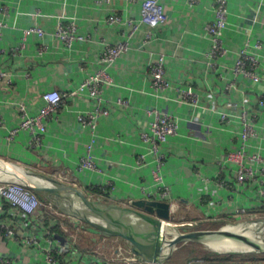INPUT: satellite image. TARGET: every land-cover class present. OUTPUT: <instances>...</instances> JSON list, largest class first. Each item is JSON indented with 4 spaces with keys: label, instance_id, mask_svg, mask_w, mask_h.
<instances>
[{
    "label": "crops",
    "instance_id": "0c3cea01",
    "mask_svg": "<svg viewBox=\"0 0 264 264\" xmlns=\"http://www.w3.org/2000/svg\"><path fill=\"white\" fill-rule=\"evenodd\" d=\"M145 1L100 4L96 0H0V18L7 24L0 43V69L8 73L0 80V157L88 190L93 198L102 197L110 203L130 205L141 198L161 199V192L168 188L174 202L173 222L191 220L214 227L231 220L229 214L242 205L263 215L264 197L257 193V185L246 190L229 189L217 179L218 160L241 140L244 110L255 117L260 131L258 138L250 141V150L264 157V0H227L228 54L215 68L207 57L211 45L207 25L215 17V0L194 4L189 0H159L167 19L156 25L142 18ZM4 6L8 14L3 13ZM111 15L120 17L121 22L108 23ZM63 17L74 18L79 33L88 39L67 47L55 36ZM35 25L45 29L46 37L30 38L24 49L14 50L21 44L23 30ZM248 41L262 44L257 51L262 76L258 83L234 72L238 55ZM122 42L128 49L109 68L114 85L104 87L111 112L99 118L96 129L84 127L79 118L93 110L94 103L88 95L80 96L76 91L101 68L100 57L106 46ZM44 46L46 51L41 53ZM160 55L166 56L172 87L157 97L149 68ZM50 90L68 97L56 117L47 122L41 147L32 143L26 131L10 139V131L21 122V106L30 115H37L44 105L43 94ZM186 91L197 95V103L184 101ZM120 98L129 101V106L115 105ZM155 107L180 122V134L164 147L168 157L162 168L165 188L154 179L155 162L143 166L137 163L138 155L149 151L141 133L148 130V111ZM222 115L228 119L223 121ZM91 144L99 170L80 171L79 162ZM226 178L235 183L232 169ZM212 217L220 220L210 221ZM3 219L15 236L9 238L0 232V257L10 259V264H44L40 248L24 247L16 241L15 237L29 231L24 219L11 212ZM84 228L87 232L71 241V251L63 254L58 264H85L94 253L112 256L120 245L128 248L119 237ZM39 239L45 245L43 237ZM216 252L192 253L186 258L173 253L175 260L170 264H188L193 259H207L212 253L223 255ZM251 255L238 257L239 264H264V254Z\"/></svg>",
    "mask_w": 264,
    "mask_h": 264
},
{
    "label": "built area",
    "instance_id": "2783aa9c",
    "mask_svg": "<svg viewBox=\"0 0 264 264\" xmlns=\"http://www.w3.org/2000/svg\"><path fill=\"white\" fill-rule=\"evenodd\" d=\"M65 1V0H62ZM136 1V0H125ZM198 0H189L194 4ZM100 4H109L111 0H96ZM4 14H8V7L2 8ZM34 16H40V13H33ZM214 19L207 25V34L209 36L211 45L207 52V57L210 59V64L215 68L219 62L228 54V49L225 46V33L229 28V7L227 0H215L214 3ZM142 18L151 25H156L158 22H163L167 18L163 12L159 0H147L143 2ZM107 22L115 24L121 22V18L117 15L108 17ZM6 23L0 18V43L4 36V29ZM47 35L45 29L39 26H30L23 30V37L20 46L14 50H22L30 38L43 39ZM55 36L63 41L67 47L77 41H85L87 36L79 33V28L74 18L63 17L58 23ZM262 48L261 41L251 44L248 41L245 47L240 51L235 63L234 72L238 76H244L252 79L258 83L262 80L261 63L257 57V51ZM128 45L125 42L115 45H107L100 57L101 68L88 79H85L78 87L76 94L88 95L93 103L94 109L83 113L79 120L84 127L96 129L100 117L108 116L111 112L110 103L104 96V87L114 85L112 76L109 73V68L127 51ZM251 49H255L252 51ZM46 51L44 46L41 53ZM3 50L0 48V55ZM149 75L151 79V87L154 95L160 97L164 95L168 89L172 87V82L168 78L166 56L160 55L156 61L150 64ZM8 76L6 71L0 69V80ZM10 84L12 81L10 80ZM68 95L58 91L50 90L43 94L44 105L37 115H30L24 106H21L22 119L18 127L10 131V139H14L21 131L30 133L32 143L35 146L41 147L44 134L47 132V122L56 117L59 110L66 102ZM184 101L197 103V95L192 91L184 92ZM261 103L264 104V98H261ZM128 107L129 101L118 99L115 105ZM151 116L148 130L141 133L142 141L148 145V152L142 153L137 157L139 166L147 165L152 160L156 163L154 171V179L161 188H165L164 177L162 175V168L167 160V153L165 152V145L170 139L180 134V122L171 114L161 110L160 108H153L148 111ZM227 115H222V120L226 121ZM243 123V130L241 140L233 149L226 152L219 160L218 179L221 186L229 189H244L257 185V193L264 197V157L260 152H253L250 150V141L258 138L260 131L255 124V117L247 110L241 114ZM150 155V158L148 157ZM152 158V159H151ZM78 169L85 170H99L95 156L93 154V145L88 146V150L81 158ZM232 169L235 183L230 182L227 178V171ZM84 191V190H83ZM91 199L93 194L90 191H84ZM170 191L168 188L161 192V199L170 202L173 207V201L170 198ZM151 196V195H150ZM103 199V198H102ZM147 199H157L154 197H147ZM104 200V199H103ZM264 202V200H263ZM53 204H46L42 198L32 189L13 181H0V232L6 233V236L11 238L15 236L11 226L3 219L8 212L14 215L21 216L24 219L26 231L28 232L17 236L18 241L24 247L37 246L44 254V264H58L60 257L68 253L72 249V242L77 240V234L87 232L83 223L75 218L68 219L66 215L56 214L52 207ZM231 220L228 219L223 224V229L227 226H244L255 225L253 234L250 238L264 243V214L257 215L251 212L250 208L245 205L235 208L230 214ZM67 219L73 224L70 227L64 220ZM172 219V217H171ZM210 221H218V218H211ZM170 220L169 224L172 225ZM174 226L180 223L181 226L193 228L198 225L197 221H175ZM84 226V227H83ZM173 226V225H172ZM262 229L258 231V228ZM90 226L87 228L89 229ZM56 228L61 229L68 238H62L56 233ZM91 228V227H90ZM177 228V227H174ZM185 232V231H184ZM179 233H176L178 235ZM38 235L43 237L45 245H42ZM43 240V241H44ZM230 253V252H229ZM233 254V253H232ZM237 254V252L235 253ZM11 261L7 257H0V264H10ZM85 264H164L151 263L143 259L141 256L134 254L125 246H119L117 252L112 256H103L101 253L92 254ZM188 264H239L238 259H230L223 261H212L204 258L191 260Z\"/></svg>",
    "mask_w": 264,
    "mask_h": 264
},
{
    "label": "water",
    "instance_id": "95a60500",
    "mask_svg": "<svg viewBox=\"0 0 264 264\" xmlns=\"http://www.w3.org/2000/svg\"><path fill=\"white\" fill-rule=\"evenodd\" d=\"M0 180L18 182L43 193L63 209L69 216L92 227L106 237H119L127 242L128 248L136 255L151 263H165L173 254V248L180 242L236 240L237 234L222 231L195 230L167 231L171 226L172 205L168 201L141 198L122 205L91 199L78 187L41 173L30 167L0 158ZM249 237V236H248ZM250 247L248 252L264 254V243L252 238L244 239ZM163 243L169 249L164 253Z\"/></svg>",
    "mask_w": 264,
    "mask_h": 264
},
{
    "label": "rangeland",
    "instance_id": "374dc122",
    "mask_svg": "<svg viewBox=\"0 0 264 264\" xmlns=\"http://www.w3.org/2000/svg\"><path fill=\"white\" fill-rule=\"evenodd\" d=\"M4 175L5 174H2L0 176V179H2L4 177ZM0 181L6 182V181H9V180H0ZM52 207H53V210L55 211L54 213L57 212L56 214H58V215L64 213V215H66L68 219H71V216H69L66 212H64L63 209L59 206V204L55 203V204L52 205ZM171 224L174 225L173 222ZM203 225L204 224L197 225V226L193 227V229L192 228L191 229H192V231H195V230L196 231L197 230L217 231V230H220L223 227V224L216 225L214 227L211 226V225H210V227L209 226H203ZM176 227L177 228H174V226H173V228H174V231H172L173 232V236L176 235V232L177 233H179V232L183 233L184 232L183 229L188 228V227L181 226L180 223H178L176 225ZM254 228H255V225H244L242 227L241 226H231V225H229L226 228H224L222 231L229 232L230 234L231 233L235 234L238 231H240V232L243 233L241 238L242 239H248L249 238L248 236H250V237L252 236L251 234H253V229ZM261 229H262V226H260L258 228V231L261 230ZM169 231H171V229H169ZM81 237H82L81 233H78L76 238L79 239ZM236 242H237L236 240H233V242H229V244L230 245H234V244H236ZM245 243L246 242H244L242 245H240V247L236 246V248H230V247L227 248L224 245H222L221 243H210L208 241H206V242H203V241L180 242V243H178V244H176L174 246L173 253H181L182 257H184V258H186L187 255H190L192 253L198 254V255H204L207 252H212V251L213 252L217 251L216 253H220L221 252V253H223V255L232 254V253L235 254L236 252H237V254H250V255L251 254H255V253L248 252V249L240 250L242 248H250ZM236 245H238V244H236ZM219 246H223L221 248H225L226 251H224V250L221 251V250L217 249ZM176 251H179V252H176ZM166 253H169V251L166 252ZM174 260H175V255L172 254V256L167 260L169 262L168 264L172 263Z\"/></svg>",
    "mask_w": 264,
    "mask_h": 264
},
{
    "label": "trees",
    "instance_id": "16d2710c",
    "mask_svg": "<svg viewBox=\"0 0 264 264\" xmlns=\"http://www.w3.org/2000/svg\"><path fill=\"white\" fill-rule=\"evenodd\" d=\"M44 201V203L46 204H54V201H52L50 198H48L46 195H44L43 193L37 192L35 191ZM70 227H73V224H71V222L67 219L64 220ZM83 225L85 227H88L87 224ZM56 233L58 236H61L62 238H68L69 236L67 234H65L61 229L56 228ZM177 233V232H176ZM244 255L249 256L250 254H227V255H221V254H210L208 255L207 259L208 260H212V261H223V260H230V259H238V257H243ZM253 256V255H250ZM210 258V259H209Z\"/></svg>",
    "mask_w": 264,
    "mask_h": 264
},
{
    "label": "bare ground",
    "instance_id": "6f19581e",
    "mask_svg": "<svg viewBox=\"0 0 264 264\" xmlns=\"http://www.w3.org/2000/svg\"><path fill=\"white\" fill-rule=\"evenodd\" d=\"M3 174H5V175H8V176H11V175H9L8 173H6L5 171H3L2 172ZM169 229H171V231H169ZM167 231H168V233L169 232H172V231H174V228H173V226L171 225L168 229H167ZM235 234H237V235H239V238L238 239H236V244H238V245H236V244H234V245H230L229 244V242H233V240H229V239H224V240H218V241H208V242H210V243H221L222 245H224L225 247H230V248H236V246H239L240 247V245H242L245 241H243L244 239H242L241 238V236H242V232H240V231H238L237 233H235ZM246 245H247V243H245ZM166 245H167V243H166ZM164 243H163V247H164V251H163V254L164 253H166L167 252V246H166ZM221 247H223V246H219L217 249H219V250H221V251H226V249L225 248H221ZM243 249H250V248H242V249H240V250H243Z\"/></svg>",
    "mask_w": 264,
    "mask_h": 264
}]
</instances>
